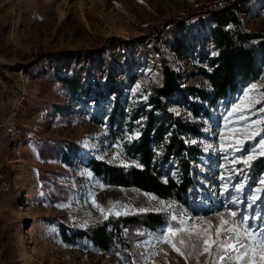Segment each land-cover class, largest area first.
<instances>
[{"label":"rangeland","instance_id":"1","mask_svg":"<svg viewBox=\"0 0 264 264\" xmlns=\"http://www.w3.org/2000/svg\"><path fill=\"white\" fill-rule=\"evenodd\" d=\"M233 1L0 0V264H131L86 243L67 244L62 226L68 225L70 233L109 215L141 213V208L167 212L171 222L159 230H138L132 264H211L207 254L186 260L171 244L157 240L164 233L187 253L191 245H201L197 232L210 224L214 236L221 216L231 221L233 210L264 215V185L259 183L264 172L253 177L252 169L240 162L245 152L237 150L258 147L264 138V74L229 92L207 118L202 138L207 153L198 163L203 183L188 193L195 212L136 187L110 185L88 165L91 158L139 162L125 142L138 137L142 125L131 130L125 124L126 130L115 135L120 130L112 119L117 95L101 92L110 73L125 80L128 73L144 72L161 85L164 51L183 72L184 84L207 86L196 65L200 50L204 44L211 50L214 13ZM249 6L241 14L243 21L251 30H264V0H250ZM176 35L191 46L183 58L170 49L169 40ZM66 75L79 76L87 91L71 94L61 80ZM139 90L135 83L121 97L128 118L137 107L134 102L148 101ZM173 109L181 116L192 114L184 97ZM72 143L78 149L69 162L63 151ZM160 166L182 178L176 158L163 159ZM23 183L27 190L22 198ZM239 183L245 185L242 193L235 190ZM258 188L260 199L247 208L248 195ZM231 197L241 203H231ZM169 226L185 231L172 236ZM20 234L28 259L19 255ZM255 264H264L259 255Z\"/></svg>","mask_w":264,"mask_h":264},{"label":"trees","instance_id":"2","mask_svg":"<svg viewBox=\"0 0 264 264\" xmlns=\"http://www.w3.org/2000/svg\"><path fill=\"white\" fill-rule=\"evenodd\" d=\"M249 1L234 0L214 13L210 31L213 45L210 51L205 44L202 45L200 62L196 64L207 86L184 84L183 72L172 65L164 51L161 57L164 81L161 85L144 72L128 73L125 80L116 77L114 71L110 73L101 92H114L117 95L118 107L112 119L117 121V129L120 130L115 135L126 130L125 124L131 130L136 125H142L140 135L125 142L126 149L136 153L139 162L124 165L91 158L88 165L94 174L110 185L136 187L173 202L180 210L195 212L188 193L203 183L198 163L201 156L207 153L202 142L207 118L229 92L239 91L264 74V30L249 29L241 16L250 11ZM169 41L170 49L178 58H183L191 48L181 35ZM155 45L158 50L161 49L158 44ZM61 80L68 85L73 95L87 91L79 76L66 75ZM135 83L140 84L139 94H146L148 101L134 102L133 105L137 107H132L131 117L128 118L129 113L122 105L121 97ZM190 95L194 96L191 100ZM181 97L189 103L191 116H181L173 109ZM77 149V143H72L69 149L63 151V158L72 162ZM170 157L176 158L182 170L180 180L160 166L163 159ZM251 169L253 177L262 174L264 157L253 161ZM170 222L167 212L156 210L109 215L94 224L75 228L70 233L69 226L63 224L62 237L67 244L86 243L132 264L137 254L135 243L139 239L138 230H159Z\"/></svg>","mask_w":264,"mask_h":264},{"label":"snow or ice","instance_id":"3","mask_svg":"<svg viewBox=\"0 0 264 264\" xmlns=\"http://www.w3.org/2000/svg\"><path fill=\"white\" fill-rule=\"evenodd\" d=\"M253 89L256 87L252 86ZM247 94V93H246ZM264 111V108L260 109ZM137 135H139L137 133ZM254 138V137H250ZM258 147L253 146L251 148L245 149L242 146L237 150L245 152V156L241 159L247 168L253 166V161L258 157H264V138H261L257 141ZM139 166V165H137ZM242 171V170H241ZM259 183L264 185V178H262ZM245 185L239 183L235 186V190L238 193L244 191ZM260 189H256L255 192H252L248 195L247 208H252L260 197L256 194ZM150 200H155V197H149ZM231 203L239 204L241 200L239 197H231ZM161 207L164 202L159 201ZM140 212H147L149 209L141 208ZM103 213V209H101ZM230 216L233 218L231 221H227L221 216L220 225L216 227L214 236L211 234V225L209 224L208 228L202 229L200 232H197V236H202L201 245H191L192 251L185 253L180 248L177 247L176 243L169 240L168 235L161 233L160 238L157 240V243H169L173 250L177 251L181 256L187 260L188 258L195 255L197 259L200 255L207 254L211 264H236V262L246 260V264H255L257 255L259 259L264 261V215L253 213L251 215L238 213L233 210L230 212ZM107 218V217H105ZM172 220L176 221L177 217L172 216ZM180 225H184L186 222L181 219L179 221ZM231 225L229 227H224L225 225ZM183 227L173 228L169 226L167 228V233L175 236L177 233L184 232ZM191 237L192 233H188ZM181 245L185 243L183 239L179 241ZM251 253V255H249ZM206 264H209L206 261Z\"/></svg>","mask_w":264,"mask_h":264},{"label":"bare ground","instance_id":"4","mask_svg":"<svg viewBox=\"0 0 264 264\" xmlns=\"http://www.w3.org/2000/svg\"><path fill=\"white\" fill-rule=\"evenodd\" d=\"M21 186H22V188H21V192H20V194H21V196H22V198H23V196L25 195L24 191L27 190V186H26L25 183H23ZM21 208H23V211H24L26 214L28 213L29 210L27 211V208H26V207H24L23 205H21ZM28 214H29V213H28ZM18 251H19V255H20L21 258H24V259H28V258H29L30 253H29V251H28L26 245L23 243V235H22V234L19 235V240H18Z\"/></svg>","mask_w":264,"mask_h":264}]
</instances>
